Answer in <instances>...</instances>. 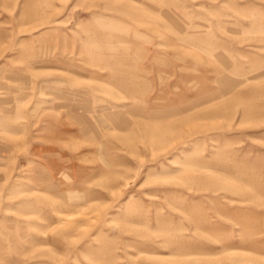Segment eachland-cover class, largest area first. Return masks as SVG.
I'll return each mask as SVG.
<instances>
[{"label": "rangeland", "instance_id": "obj_1", "mask_svg": "<svg viewBox=\"0 0 264 264\" xmlns=\"http://www.w3.org/2000/svg\"><path fill=\"white\" fill-rule=\"evenodd\" d=\"M0 264H264V0H0Z\"/></svg>", "mask_w": 264, "mask_h": 264}]
</instances>
